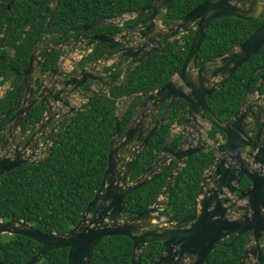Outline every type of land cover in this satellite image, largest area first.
<instances>
[{
	"label": "water",
	"instance_id": "1",
	"mask_svg": "<svg viewBox=\"0 0 264 264\" xmlns=\"http://www.w3.org/2000/svg\"><path fill=\"white\" fill-rule=\"evenodd\" d=\"M2 1L4 0H0V3ZM174 1L151 0L144 7L119 17L93 19L71 30L78 34L63 43L62 48L46 51L40 48L39 43L38 47H34L29 53L24 66L11 65L12 57L0 54V60L9 65L5 76L10 74L18 76L22 85L20 99L15 105L7 107L5 114L0 118L3 122L0 128V174L22 164L35 163L51 154L52 147L47 154L45 152L52 134L44 135L41 139L35 137L38 131L50 122V118H46L50 111L37 118V112L33 113L37 106L45 103L49 107L52 100H59L63 103L58 106L60 110L64 105L70 106L68 114L70 117L76 110L67 98L61 96L62 90L54 91L52 88L44 87L51 82L48 80L51 66L46 64L51 51L62 53L66 49V52H70L77 46L76 40L84 41L81 36L87 30L102 24L120 25L127 19L126 15L142 16L148 11L150 15L135 26L136 30L125 29L119 33H103L86 39L87 45L96 40L98 44L106 43L108 53L104 57L112 56V53L117 55L112 61L115 69L107 77L112 76L116 70L122 73L128 71L124 78L110 80L109 85L118 86L126 82L146 57L155 52L165 51L175 39L187 32H193L181 68L161 87L135 94V97L141 99L143 103H146V99L152 101L156 109L168 101L167 110L181 98L189 103L190 116L201 115L219 132L227 135L219 147L224 153L216 163L215 157L212 158L210 162L212 166L208 167L203 175L200 190L189 207L191 210L179 220L175 217L161 219L159 214L171 200L181 172L194 153L204 151L206 143L198 139L195 144L194 136L188 138L185 135L178 145L165 144L164 155H156L151 166L139 176L130 179L133 165L139 157L138 151L142 150L150 137L141 136L142 130L136 128L137 120L132 118L125 125L123 133L125 139L120 140L117 145L116 135L122 121L121 115H116V124L110 135L108 163L100 186L75 225L61 233H49L23 220H0V234H21L42 244L33 257L24 264H36L49 250L65 247L68 248L69 264H90L91 253L99 241L104 236L116 234L125 235L133 242L129 264H140L145 245L153 241L162 242L165 248L152 264H203L218 245H226V237L234 235L229 243L232 244L246 232L250 234L244 253L239 258L240 264H246V259L249 258L254 259L255 264H264V247L261 245L264 237V93L258 92L260 83L264 80V65L257 66L250 74L240 103L232 116L220 120L208 104L211 95L227 82L238 67L262 52L264 0H203L184 15L169 19L167 11ZM58 4L59 0H52L47 11L52 8L53 13ZM221 17H237L244 20L261 18V22L242 42L203 60L196 67L199 48L207 29L213 21ZM167 20L169 22L164 24L163 22ZM137 37H141L143 41L136 43ZM133 59H136V62L128 69V63ZM56 64H61L63 69L59 74L60 83L79 88L86 81L84 76L88 72L85 68L79 71L83 75L81 79H78L75 72L71 74L79 66V61L71 60L64 63L63 57ZM58 66L55 65L52 70L56 71ZM260 71L263 73L259 83L256 90L251 92L250 83ZM45 81L47 83L44 85ZM53 82L51 86L57 83L56 80ZM185 87L189 90L186 91ZM37 94L42 96L40 103L33 99ZM189 120L188 117L186 122ZM38 125L39 129H32ZM135 132L139 133L137 141H140V145L134 151V158L123 165V157L118 153L119 147L124 151L123 144L130 143ZM41 140L46 148L44 147L38 155V144ZM170 140L171 138L168 141ZM241 149H244L249 160L241 156ZM226 152L232 160L236 159L238 162H230ZM172 158L175 160L174 166L152 203L143 211L125 209V196L166 171L168 161ZM244 178L250 181L249 187H241ZM183 212L184 210L179 214ZM0 264L8 263L0 261Z\"/></svg>",
	"mask_w": 264,
	"mask_h": 264
},
{
	"label": "trees",
	"instance_id": "2",
	"mask_svg": "<svg viewBox=\"0 0 264 264\" xmlns=\"http://www.w3.org/2000/svg\"><path fill=\"white\" fill-rule=\"evenodd\" d=\"M50 1L15 0L11 5L13 14L5 12L8 10L4 3L0 5V32L5 26L2 41L8 47L18 41L11 65L20 67L26 64L46 21V17L39 21L34 19L45 11ZM150 1L59 0L48 29L51 32L72 29L93 19L119 17L144 7ZM202 1L175 0L167 11V17H180ZM139 18L141 17L130 19L127 24L136 22ZM30 22L32 25L22 39L26 24ZM260 22L261 18L216 19L206 31L197 63L242 42ZM192 36L193 32H187L182 40L176 39L165 51L146 57L130 80L119 88H112L111 94L119 96L162 85L173 72L181 68ZM259 65H264V48L259 55L238 67L227 82L212 94L208 104L217 116L226 118L236 111L249 76ZM8 70L9 65L5 63L0 68L1 73H7ZM262 72L252 79L250 89H254ZM15 86L16 90L9 91L0 103V113L21 93L22 85ZM260 91L264 92V80ZM115 104L114 97L94 94L54 140L48 157L0 174V220H23L49 233L64 232L77 223L83 210L94 198L107 167L110 133L115 125ZM202 154L193 155L184 167L171 200L161 211L159 218H170L193 202L205 169L206 158H199ZM152 156L153 154L144 153L142 158L150 160ZM165 179V175H161L127 194L124 198L125 209H146L163 188ZM184 214H179L177 219ZM233 237V234L228 236L225 239L226 245H218L203 264H240L239 258L245 250L246 235L229 244ZM41 246L40 242L21 234L1 233L0 261L24 264ZM164 248L160 241L146 244L140 264H152ZM132 249L133 242L125 235L104 236L92 251L90 264H129ZM36 264H69L68 248L51 249Z\"/></svg>",
	"mask_w": 264,
	"mask_h": 264
},
{
	"label": "flooded vegetation",
	"instance_id": "3",
	"mask_svg": "<svg viewBox=\"0 0 264 264\" xmlns=\"http://www.w3.org/2000/svg\"><path fill=\"white\" fill-rule=\"evenodd\" d=\"M51 1H50V3H51ZM14 2H15V0H4L0 3V5L2 3H4L6 9L8 10L5 12L13 14V11L11 10V5ZM49 4H48V6H49ZM48 6H47V8H48ZM47 8L35 20V21H39L42 18L46 17V21H45L43 30L41 31V33H40L37 41L35 42L33 48L38 47V45L40 43L41 49H44L46 51H50L54 48H60V47L62 48V44L65 43L69 38L75 37L78 34V32H73V31L71 32V30L76 29V28H72V29L69 28L66 30H58V31L51 32L48 29V25H49V22H50L55 11L52 13V8H50L48 11H47ZM148 12L149 13L147 15H145L144 17H142V16L131 17L130 16L128 19H125L124 21H122L120 25L102 24L101 26L87 30L81 36L84 41L81 42L80 40H76V42H78V44H77V46L73 47L70 52H66V49L62 53L56 52V51H51V55L46 60V64L51 66V71L49 70V79H48V80H51V82H50V84L49 83L46 84L47 81H45L44 85L46 84V86H44V87H47L50 89L52 88V89H54V91L62 90L61 96L67 98L70 102V105L72 107H76V110L71 113V117H70V115H68V114H70L69 113L70 106L64 105L63 109L60 110L58 108V106L63 105V103L59 100H55V101L52 100L51 106H49V107L45 103H42L40 106H37L35 111L33 112V113L37 112V118H40L42 115H44L49 110L50 111L49 115H47L46 118H50V122L48 123L47 126L42 127V129L38 131V133L35 135V137L37 136V138L41 139L44 137V135L48 136L49 134H52L51 135L52 139H51L50 143L48 144L46 152H45V154H47L49 148L52 147L54 140L59 136V134L61 133V131L65 127V125H67L70 122V120L73 118L74 114L79 109H81L91 99V97L94 94H101V95L106 94V95L114 97L116 99L115 124H116V115H121L122 124L118 130V134L116 135V138H117L116 144L117 145L120 143V140L123 141L125 139V136H123L125 125L128 124V122L132 118L137 120L136 123L138 125H135V126H137L136 127L137 129L140 128L142 130L141 136L150 137L148 142L145 144V146H143L142 150L140 149L138 151L139 157H138L136 163L133 165V171L131 173L130 179H133V178L139 176L149 166H151L155 160L156 155L161 154V156H163L164 155L163 148H164L165 144L167 145L169 143H173L174 145H178L186 135V137H188V138H191L194 136V138H195L194 143L195 144L197 143L198 139H201L202 143H206V148L204 149V151L202 150V151H199V152L193 154V155H200L203 153L199 158H202V159L206 158L205 159V161H206L205 169H204V172H203L202 177L200 179V186H201V180L203 178L205 171L207 170L208 167L212 166V163H210L212 158L215 157V163H216L217 159L220 156H222V154L224 153V151L219 150V147L226 140L227 135L225 133L219 132V130L215 126H212L210 124V122L207 119L203 118L201 115L194 114V117L190 116V114H189V103L187 101L181 99V98L176 100L175 103L169 108V110H167L168 101L163 103L160 108L156 109V106H154L152 104V101H148L146 99V103H143V101L141 99H139V98L136 99V97H135V94L153 91V90L161 87L179 69L176 70L175 72H173L170 75V77L168 78V80L160 86H156V87H153L151 89H146V90L131 91V92H128L125 94H121L119 96H113L111 94V89L112 88H114V89L119 88L122 85H124L126 82H128L137 68L134 70V72L132 73V75L129 77V79L126 82H124L118 86L109 85L110 80H115L117 78H124L127 75L128 71H124L122 73L120 70H116V72L112 76L107 77V75L110 73L112 74L114 69H115V64L112 63V61L117 58V55L115 53H112L111 54L112 56H105L104 57V55L108 53V49H107L108 46L106 43L98 44V43H96L97 40L94 41L93 43H91V45H87L85 43L87 38H90L94 35L96 36V35H100L103 33H105V34L119 33L125 29L129 30V31L130 30H136L135 26L138 24H141L142 20H144L145 18H147L150 15V11H148ZM136 17H141V18H139L136 22H132L131 24H127V22L130 19H135ZM167 22H169V20H167L163 23L165 24ZM4 25H6V24H4ZM31 25H32V22L26 24V27L24 29V33L22 36L26 35V33H27V31ZM4 30H5V26H4L3 30H1V32H0V54L4 55V56H11L13 58L14 54H15L16 45L18 44V41L13 43L12 46H9V47L6 46L5 45L6 43L4 41H2V38L4 37ZM68 31H70L71 33H68L67 35H63L64 33H67ZM182 37H183V35H182ZM182 37H180L181 40H182ZM141 41H143V39L141 37L136 38V43H139ZM41 49H40V51H41ZM63 57H64V63L70 62L71 60L79 61V66L76 67L75 70H73L71 72V74H73L75 72L77 74L78 79L83 78V75L79 72L83 68H85L86 71L88 72V74H86L84 76V80H86V81L83 82L79 86V88H74L75 86H72L71 84H67V83L63 84V83L59 82L61 80V76L59 74L62 73L63 69L61 68V64H56V62H59L60 59H62ZM12 58L10 59V62H11ZM135 62H136V59L131 60L128 63V69H131ZM201 62L197 63L196 67ZM4 63L8 65V63H6L5 61L0 60V68ZM55 65H59V66H58V69L56 71H53L52 68ZM105 75H106V77H104ZM97 76H99L101 78L98 79ZM259 79H260V77H259ZM259 79H258L254 89H250L251 92L256 90V87L259 83ZM53 80L57 81V83H55V86H51L54 83ZM102 81H106L108 83L104 84ZM15 84L20 85V78L18 76H13L12 74L5 76V73L0 72V103L8 95L9 91H13L14 89L16 90ZM261 84L262 83H260V86L258 88L259 94L264 93V92L260 91ZM185 90L188 91L189 89L187 90V88L185 87ZM244 90H245V88H244ZM92 91H95V92L92 93ZM20 95H21V93H18L17 99L14 102L12 100V102L10 104L15 105V103L20 99ZM33 99H37V101L40 103L42 100V96H39V94H37L36 97ZM5 112H6V110H4L2 113H0V118L5 114ZM38 112H40L39 116H38ZM213 113L217 116V114L214 111H213ZM232 115H229L226 118H224V117L220 118L219 116H217V117L220 120H226L227 118H229ZM188 117L190 118V120L188 122H186V119ZM2 124H3V122L0 121V128L2 127ZM114 127H115V125H114ZM114 127L111 130V133L114 130ZM39 128H40V125L36 126L35 128L33 127L32 129L36 130ZM151 131H154L153 134H150ZM21 133H22V131H20V135H21ZM111 133H110V135H111ZM137 137H139V133L135 132L133 135L132 141H130V143H124L123 144L122 147L124 148V151L122 150L121 147H119L118 153L120 156L123 157V160H122L123 165L125 164L126 161L132 160L134 158V155H135L134 151L140 145V141H137L138 140ZM170 138H171V140L168 141ZM23 143H21V144H23ZM44 147L45 146L43 145V141L41 140L38 144V150H37L38 155L41 153L40 151H42V149ZM144 153H145V155H146V153L153 154L152 159L149 160V158H147V157L142 158ZM192 156H191V158H192ZM241 156L248 158L244 149L241 152ZM226 157L230 162H233V163L238 162V160H236V159L232 160V158L229 157L227 152H226ZM191 158H190V160H191ZM252 159H253V157H251L250 160H252ZM248 160H249V158H248ZM168 162H169V164H168V168L166 169V171H164L162 174L159 175V176L165 175L166 179L169 175L170 170L174 166L175 160L172 158ZM166 179H165V181H166ZM250 185H251L250 181L245 179V178L241 182L242 188L249 187ZM199 190H200V187H199L198 191ZM198 191L196 192L195 197H196ZM195 197H194V199H195ZM194 199H193V201H194ZM192 204H193V202L186 207V209L183 212L185 214L182 217H184L191 210V209H189V207ZM180 211H183V209ZM180 211H178V213L172 215L170 218L175 217L176 220L181 219L182 217L177 219V216L179 215ZM170 218H161V219H170ZM249 234H250V232H246L243 234V235H246L245 245H246V241H247ZM261 245H263V247H264V237H263ZM263 252H264V250H263ZM243 253H242V255H243ZM252 260L250 258L246 259V264H255V262H254L255 260L254 259H252Z\"/></svg>",
	"mask_w": 264,
	"mask_h": 264
},
{
	"label": "rangeland",
	"instance_id": "4",
	"mask_svg": "<svg viewBox=\"0 0 264 264\" xmlns=\"http://www.w3.org/2000/svg\"><path fill=\"white\" fill-rule=\"evenodd\" d=\"M129 13V12H128ZM128 13H125V14H128ZM124 15V14H123ZM127 19L129 18V15H126L125 16ZM34 20H36V18L34 19Z\"/></svg>",
	"mask_w": 264,
	"mask_h": 264
},
{
	"label": "crops",
	"instance_id": "5",
	"mask_svg": "<svg viewBox=\"0 0 264 264\" xmlns=\"http://www.w3.org/2000/svg\"><path fill=\"white\" fill-rule=\"evenodd\" d=\"M24 38V36L22 37V39Z\"/></svg>",
	"mask_w": 264,
	"mask_h": 264
},
{
	"label": "clouds",
	"instance_id": "6",
	"mask_svg": "<svg viewBox=\"0 0 264 264\" xmlns=\"http://www.w3.org/2000/svg\"><path fill=\"white\" fill-rule=\"evenodd\" d=\"M122 16V15H121Z\"/></svg>",
	"mask_w": 264,
	"mask_h": 264
}]
</instances>
